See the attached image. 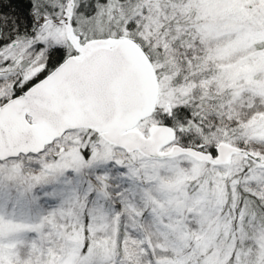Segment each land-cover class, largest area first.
<instances>
[{
	"label": "snow or ice",
	"instance_id": "6c2138e0",
	"mask_svg": "<svg viewBox=\"0 0 264 264\" xmlns=\"http://www.w3.org/2000/svg\"><path fill=\"white\" fill-rule=\"evenodd\" d=\"M0 264H264V0H0Z\"/></svg>",
	"mask_w": 264,
	"mask_h": 264
}]
</instances>
